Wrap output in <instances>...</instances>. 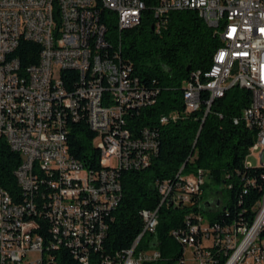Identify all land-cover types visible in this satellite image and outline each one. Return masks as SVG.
<instances>
[{
    "label": "built area",
    "instance_id": "obj_1",
    "mask_svg": "<svg viewBox=\"0 0 264 264\" xmlns=\"http://www.w3.org/2000/svg\"><path fill=\"white\" fill-rule=\"evenodd\" d=\"M146 9L143 0H108L107 8H100V0H0V141L21 156L15 176L22 191L16 202L0 188V264H58L62 250L89 264L93 246L105 240L96 238V230H108L121 200L120 173L145 169L157 155L155 130L134 139L125 128L128 114L153 103L121 53L123 32L139 26ZM186 10L198 11L222 46L209 71L192 75L183 90L185 112L206 103L208 114L231 88L249 90L252 100L243 119L256 130L250 154L262 150L259 167H264V0H158L153 28L159 32L170 13ZM23 40L42 47L38 64L23 68L14 56ZM65 71L78 73L81 87L68 91ZM104 78H111V85H104ZM83 102L99 139V172L81 173L65 141V118L78 120ZM110 114H117L118 122H111ZM168 122L166 116L160 120ZM83 181L93 183V192H85ZM203 185L201 171L180 183L158 182L159 207L142 212V232L109 264L157 261V247L141 242L156 233L161 207L189 203ZM41 221L49 224L50 240L39 233ZM197 221L171 232L185 250L175 264H219L223 247L230 251L223 264H264V239H259L264 196L251 226L234 236L221 235L200 216Z\"/></svg>",
    "mask_w": 264,
    "mask_h": 264
},
{
    "label": "trees",
    "instance_id": "obj_2",
    "mask_svg": "<svg viewBox=\"0 0 264 264\" xmlns=\"http://www.w3.org/2000/svg\"><path fill=\"white\" fill-rule=\"evenodd\" d=\"M143 1L147 6L143 21L123 32L121 53L140 85L149 91L153 103L128 114L125 128L134 139L145 129L155 130L158 153L149 167L120 173L121 200L107 220L108 230L102 246L93 249L89 256V264L113 259L133 245L144 226L142 212L159 207L158 182L180 183L183 177L198 175L199 171L204 178L201 192L191 196L189 203L161 207L156 233L145 235L141 242V247L152 243L161 256L144 264L178 262L185 250L171 232L197 224L198 216L204 219L207 214L209 226L219 227V233L224 236H234L239 228L250 227L264 196V167L246 163L256 140V130L243 119L244 110L251 104V92L233 87L212 104L208 114L206 103L197 112H185L183 90L192 75L203 76L209 71L214 54L222 46L215 29L198 11L186 10L170 13L158 32L153 29L156 21L153 10L158 0ZM41 52L40 45L23 40L14 56L26 68L38 64ZM62 79L70 92L81 87V78L74 71L63 72ZM80 106L78 120H68L65 139L70 154L80 161L81 173L99 172L102 166L98 135L89 126L84 102ZM171 115L179 118L172 119ZM164 116L169 117V122L162 125L160 120ZM20 163L21 156L0 141V188L16 202L22 194L15 176ZM206 178L211 184H222L225 188L204 201ZM88 183L83 181L84 189ZM224 191L226 203L221 201ZM39 223V233L50 240L49 224ZM196 242H202L200 234ZM229 252L226 247L221 248L217 254L219 264H223ZM58 264L82 263L70 251L62 250Z\"/></svg>",
    "mask_w": 264,
    "mask_h": 264
},
{
    "label": "rangeland",
    "instance_id": "obj_3",
    "mask_svg": "<svg viewBox=\"0 0 264 264\" xmlns=\"http://www.w3.org/2000/svg\"><path fill=\"white\" fill-rule=\"evenodd\" d=\"M262 152V150L260 151H253L250 156L247 158V164L250 165V166H253V167H257L259 165L262 164V162L260 161V153ZM206 181H207V184L205 187H204V190H203V200L204 201H207L209 200L211 197L215 196L214 193L215 192H222V189L225 188L224 185H217V184H211V181L206 178ZM223 196H222V199L221 201L223 203H226L227 202V192L224 191L223 192ZM208 220V215L205 214L204 215V221L207 222ZM189 254H190V250H187L186 252V256L189 257Z\"/></svg>",
    "mask_w": 264,
    "mask_h": 264
},
{
    "label": "bare ground",
    "instance_id": "obj_4",
    "mask_svg": "<svg viewBox=\"0 0 264 264\" xmlns=\"http://www.w3.org/2000/svg\"><path fill=\"white\" fill-rule=\"evenodd\" d=\"M107 7H108V0H100V8H107ZM105 84L111 85V78H104V85ZM69 119L70 118H65V126L68 125ZM110 121L111 122H118V115L117 114H110ZM66 134H67V131L65 129V138H66ZM65 141H66V139H65ZM83 189H84V187H83ZM84 190H85V192H93V183L91 181H89L86 189H84ZM106 233H107V230L97 229L96 230V238L105 239ZM259 239H264V227L259 228ZM99 247H101V245H94L92 250L98 249ZM116 257H117V255H116ZM109 262H110V259L105 258V259H102L100 264H109Z\"/></svg>",
    "mask_w": 264,
    "mask_h": 264
},
{
    "label": "water",
    "instance_id": "obj_5",
    "mask_svg": "<svg viewBox=\"0 0 264 264\" xmlns=\"http://www.w3.org/2000/svg\"><path fill=\"white\" fill-rule=\"evenodd\" d=\"M154 29V28H153ZM218 206H219V204H218Z\"/></svg>",
    "mask_w": 264,
    "mask_h": 264
}]
</instances>
